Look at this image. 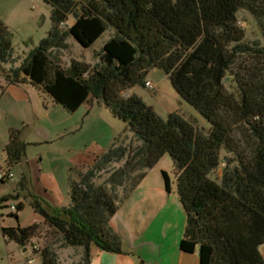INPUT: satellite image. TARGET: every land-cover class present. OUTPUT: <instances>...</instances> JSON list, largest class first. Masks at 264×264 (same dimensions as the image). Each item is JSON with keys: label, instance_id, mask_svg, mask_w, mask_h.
Masks as SVG:
<instances>
[{"label": "trees", "instance_id": "16d2710c", "mask_svg": "<svg viewBox=\"0 0 264 264\" xmlns=\"http://www.w3.org/2000/svg\"><path fill=\"white\" fill-rule=\"evenodd\" d=\"M44 2L51 9L52 29L19 66L14 36L0 17V76L9 85L30 83L68 113L88 103L104 106L128 126L137 146H124L119 136L78 180L71 177L67 207L50 213L43 199L34 196L31 205L43 225L60 237L61 247L85 250L81 264H90L93 245L123 253L111 219L147 172L170 155L185 215L181 251L198 249L201 264H239L229 231L241 225L245 211L264 221V42L246 43L239 14L244 11L255 19L264 40V0ZM70 16L73 25L62 31ZM108 30L114 34L104 44L99 62L61 66L56 49L64 47L67 37L89 48ZM154 69L167 75L207 127L179 113L163 119L140 97L128 94L146 86ZM26 148L21 131H12L4 172L12 173L24 161ZM125 158L124 166L97 183L100 173ZM162 175L170 192L169 175ZM129 181L130 188L119 196L117 189ZM251 226L257 229L259 224ZM1 230L6 242L26 247L39 238L41 224ZM53 243L34 249L42 264H60Z\"/></svg>", "mask_w": 264, "mask_h": 264}, {"label": "rangeland", "instance_id": "374dc122", "mask_svg": "<svg viewBox=\"0 0 264 264\" xmlns=\"http://www.w3.org/2000/svg\"><path fill=\"white\" fill-rule=\"evenodd\" d=\"M0 17L9 25V31L14 36V52L15 56L19 57L15 66H19L22 60L48 37L53 26L51 9L44 0H0ZM239 20L246 31V43L263 44L264 40L255 19L243 11L239 14ZM73 23L74 17L70 16L66 27L61 28L62 31H68ZM113 34V30H108L89 48L82 47L73 37H67L64 47L56 49L61 66L69 68L73 62L87 65L99 62L104 44L113 37ZM147 81L152 84V89L137 86L131 91L151 106L159 116L167 119L170 114L179 113L185 119L195 121L201 128L207 127L206 121L197 111L181 99L162 70H151L146 77ZM131 91L129 95H133ZM39 100L40 112L45 116L44 126L30 134L31 139L27 142L26 148V162L16 165L11 170L14 180L0 183V201L6 199L0 204V264H42L41 257L34 249L40 250L50 242L58 245L54 247L55 249L61 248L60 237L53 236V230L41 223L42 218L32 208L31 201L34 196L43 199L40 195L46 194L54 199L56 205L51 204V201L42 202L43 207L50 213L67 207L70 203L68 181L71 177L78 180L80 174L87 172L96 158L103 154L119 136H122L121 144L124 146H137L128 126L115 118L104 106L94 104L91 110L83 106L75 114H71L60 106L44 103L41 98ZM13 111L17 116H26L24 107L18 103L14 104ZM7 125L6 119L0 120L1 172L6 171L4 153L6 146H3V135ZM125 162L126 158L110 166L109 171L100 173L97 183H103L111 172L124 166ZM163 171L167 172L172 184L170 193H167L164 187ZM174 171L172 157L164 156L147 172L135 191L123 201L121 210L110 223L112 231L120 240L128 239L129 224L146 226L147 229L142 237L157 243L168 238L170 233L182 239L185 219L174 185ZM135 176L137 177V174ZM23 177H27L29 181L27 183L29 188L26 184L24 192L20 189ZM131 182H128L127 187L117 189L119 196L124 194L125 189L130 188ZM17 192L21 193L20 196ZM224 194L226 193H222V199L225 201ZM20 205L23 206L22 210L12 209V206L18 208ZM15 214L18 216L17 219L12 216ZM241 220V225L228 233L238 263L264 264L260 254V246L264 244V221L252 211H245ZM38 223L41 224L39 238L32 240V243L26 247H20L12 241L6 242L3 238L2 227H27ZM176 224L178 228L181 227L180 230L177 229ZM251 224H259V229L253 228ZM158 230L160 231L156 232ZM72 253V250L64 251L62 259L70 264L68 256Z\"/></svg>", "mask_w": 264, "mask_h": 264}, {"label": "crops", "instance_id": "0c3cea01", "mask_svg": "<svg viewBox=\"0 0 264 264\" xmlns=\"http://www.w3.org/2000/svg\"><path fill=\"white\" fill-rule=\"evenodd\" d=\"M4 23L7 25V27H9L6 21H4ZM0 93H1L0 120L6 119L8 124L5 130V135H3V143H4L3 146L8 145L10 140V134L14 130L21 131L22 139L26 143L29 142V140L31 139L30 134L36 131L37 128L41 129L44 126L43 120L45 116L40 112L41 108H40L39 98H41L44 101V103L49 102L53 105L55 104L52 102L51 99H49L42 93L38 92L35 88H33L30 85V83H25L22 85H9L8 83H6L3 76H0ZM15 103H18L24 107L26 116L15 115L13 111ZM94 104L97 103H88L83 106L84 107L87 106V108L91 110L92 108H94ZM75 113H71V114H75ZM26 159H27V154L24 161L21 162L20 164L25 163ZM24 178H25L24 181L22 179L21 182H24V186H25L27 183H29V181H27L28 180L27 177ZM174 185L176 186V182ZM27 187L29 188V184H27ZM164 187L166 188L165 182H164ZM20 189L22 192L26 190V188L22 189L21 183H20ZM176 191H177V186H176ZM166 192L170 193L171 191L169 192L166 189ZM20 194H21L20 192H17L18 196H20ZM68 195H69V181H68ZM40 196L46 202L51 201L50 202L51 204L56 205L54 203V199L53 198L51 199L48 195L45 194L44 196L42 195ZM122 204L115 215H117L121 210ZM115 215L113 217H115ZM184 219H185V215H184ZM153 225L159 226L160 224H153ZM176 225H177V229L180 230L181 227L179 226L178 228V224ZM129 229L130 231L128 232L127 235L128 241L126 239H125L126 242L125 240L124 241L121 240L123 253L107 252L100 249L98 246L93 245L90 248V264H201L198 249L193 253H186L181 251L180 244L183 237L180 240V237H178V235L176 238L174 237L173 233H170L168 238L164 239L161 243L159 242L157 243L154 242V240H147L144 239V237H142L144 231H146L147 229L146 226L142 224H129ZM184 230H185V225H184ZM159 231L160 230L156 232ZM57 246H58L57 244L54 245V247ZM67 250L73 251V253L68 256V258L70 259V264H81L83 262L85 250L82 247H61L55 249L56 253L58 254L60 264H69L68 261L62 259L63 252Z\"/></svg>", "mask_w": 264, "mask_h": 264}, {"label": "built area", "instance_id": "2783aa9c", "mask_svg": "<svg viewBox=\"0 0 264 264\" xmlns=\"http://www.w3.org/2000/svg\"><path fill=\"white\" fill-rule=\"evenodd\" d=\"M146 87L152 89L153 86L152 84L148 81L146 82ZM0 96H1V93H0ZM9 180H14V175L13 173H6V172H0V182L2 181H9ZM12 209H16V207L12 206ZM0 221H1V218H0Z\"/></svg>", "mask_w": 264, "mask_h": 264}, {"label": "water", "instance_id": "95a60500", "mask_svg": "<svg viewBox=\"0 0 264 264\" xmlns=\"http://www.w3.org/2000/svg\"><path fill=\"white\" fill-rule=\"evenodd\" d=\"M260 254L264 260V244L260 246Z\"/></svg>", "mask_w": 264, "mask_h": 264}]
</instances>
